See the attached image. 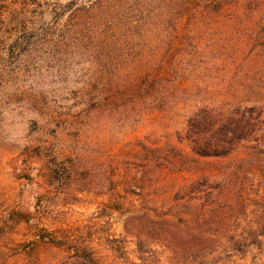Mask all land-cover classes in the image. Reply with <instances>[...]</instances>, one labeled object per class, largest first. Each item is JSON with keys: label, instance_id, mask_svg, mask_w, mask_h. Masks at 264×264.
Instances as JSON below:
<instances>
[{"label": "trees", "instance_id": "obj_1", "mask_svg": "<svg viewBox=\"0 0 264 264\" xmlns=\"http://www.w3.org/2000/svg\"><path fill=\"white\" fill-rule=\"evenodd\" d=\"M0 30L14 32L16 57L46 41L31 70L94 63L93 90L81 97L118 133L154 113L191 110L178 133L190 150L129 143L98 182L137 207L125 231L143 264L154 237L187 264L264 255V0H0ZM56 168L74 176L73 166ZM65 241L56 242L68 249L64 264H100L87 242Z\"/></svg>", "mask_w": 264, "mask_h": 264}, {"label": "rangeland", "instance_id": "obj_2", "mask_svg": "<svg viewBox=\"0 0 264 264\" xmlns=\"http://www.w3.org/2000/svg\"><path fill=\"white\" fill-rule=\"evenodd\" d=\"M20 12L30 18V9ZM8 19L15 22V15ZM13 34L0 30V264H64L68 249L56 242L68 236L93 247L100 264H143L136 237L125 231V220L137 207L130 197L120 202L107 191L108 181L105 187L98 182L109 177L113 157L129 143L139 148L140 143L170 142L190 150L178 133L191 110L181 106L171 114L154 113L138 130L118 133L110 117L91 111L81 97L93 90L94 63L75 59L31 70V63L43 57L46 41L33 50L24 46L26 53L16 57ZM16 58L25 64L19 67ZM62 165L73 166L71 179L62 169L54 173ZM168 244L155 237L144 241L150 264H187ZM256 253L242 262L264 264V255Z\"/></svg>", "mask_w": 264, "mask_h": 264}]
</instances>
